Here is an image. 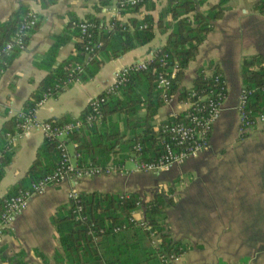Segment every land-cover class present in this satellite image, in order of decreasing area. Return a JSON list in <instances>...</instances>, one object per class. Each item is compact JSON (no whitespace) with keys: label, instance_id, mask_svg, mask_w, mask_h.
<instances>
[{"label":"crops","instance_id":"crops-1","mask_svg":"<svg viewBox=\"0 0 264 264\" xmlns=\"http://www.w3.org/2000/svg\"><path fill=\"white\" fill-rule=\"evenodd\" d=\"M259 1L227 0L222 5L221 17L210 22V31L178 83V90L189 89L197 72L206 78L216 72L225 83V98L211 128L208 147L164 172H135L125 167L124 173L66 180L47 187L42 194L32 196L22 213L0 233V264H7L3 259L15 257L25 264H54L52 257L57 243L50 220L59 208H67V194L72 191L136 194L141 201L162 192L170 200L163 211V228L171 239L188 244V250L169 264H264V154L235 153L241 141H257L258 148H264V143L260 144L264 141V123L240 136L236 111L242 89V60L258 56L264 67V16L255 9ZM217 2H196L195 12L205 15ZM165 5L166 0H147L132 11L115 15L109 0H57L46 9H41L34 0H0V23L19 9L30 11L37 18L25 48L16 52L9 65L0 71V127L21 113L24 102L49 71L67 60L80 59L76 22L96 20L106 24L114 18L127 23L148 17L153 38L146 45L105 62L93 78L72 81L55 97L46 98L33 111L38 122L77 118L91 99L111 85L118 69L149 61L164 46L169 33L163 25L171 22L170 17L161 16ZM57 38H63V42L56 49L53 63L45 65L47 51ZM187 107L175 93L157 110L153 126L183 114ZM115 119L113 116L112 120ZM42 146L43 137L34 129L15 139L0 179V200L26 176ZM67 150L71 148L68 146ZM249 162H253L251 167ZM236 167L243 172L237 189L232 178ZM155 175L162 176L161 181L147 179ZM132 215L136 221L142 220L141 203Z\"/></svg>","mask_w":264,"mask_h":264},{"label":"trees","instance_id":"trees-1","mask_svg":"<svg viewBox=\"0 0 264 264\" xmlns=\"http://www.w3.org/2000/svg\"><path fill=\"white\" fill-rule=\"evenodd\" d=\"M41 9H46L57 0H34ZM145 0L143 4L146 2ZM227 0H218L208 12L203 15L195 12L196 2L202 0H166L161 16L168 15L171 22H166L164 30L169 29L165 44L158 49L147 63L145 70L130 73L127 82L118 89L115 95L106 94L105 102L100 105V121L98 125L83 123L78 131L70 134L69 140L75 143L74 151L78 155L76 164L104 168L107 165L118 167L128 158L137 154L142 162L155 161L163 151L167 137L159 127L163 123L179 122L183 114L169 117L158 126H153L157 110L164 104L159 91L155 87V79L160 71L158 60L166 55V68L175 66L177 71L171 79L166 93L167 98L177 93L178 101L196 102L206 97L200 103L212 98L209 91L215 93L216 88L211 78L197 72L189 89H179L178 83L183 70L191 62L198 46L210 31V22L221 17L222 5ZM138 8L127 10L132 11ZM255 9L264 16V0H260ZM27 10L19 9L0 23V47L9 41L16 32L20 18ZM156 26L160 27L162 17ZM95 25L96 20H90ZM75 26V24H74ZM125 28H98L93 32L94 39L100 42V47L93 53H83L80 43L77 51L81 56L76 61L67 60L49 71L41 80L37 89L24 102L21 115H28L43 97H55L72 81L84 82L94 77L105 62L115 60L121 55L141 47L153 38V27L148 17L140 21L130 20L124 23ZM76 28V27H75ZM77 38H78V30ZM57 38L46 54V64L54 61L56 49L63 42ZM26 43V39H25ZM13 51L9 56L0 59V71L4 70L16 55ZM73 64L80 66L79 72H74L69 79L67 74ZM216 74V72H214ZM242 89L248 92L245 110L247 117L264 115V67L258 56L245 58L241 62ZM191 94H194L192 97ZM90 113L88 106L83 109L78 119L82 120ZM115 116L116 119L112 120ZM19 116L10 117L0 127V179L3 168L10 160V152L6 150L5 135L20 132L22 123ZM70 119H52L48 122L59 126ZM57 142L43 139V146L37 151L26 176L13 187V190L0 200L15 194L18 190L27 189L31 183L52 172L58 158ZM140 147L135 153V147ZM141 203L142 220L133 218V211ZM170 203L162 192L154 194L150 199L143 200L136 194L113 195L99 192L78 194L76 203L69 201L67 208L61 207L51 217V225L56 237V249L52 261L54 264H163L161 256L180 257L188 250V244L181 240H173L163 228L164 208ZM79 206L78 215L72 211ZM76 216L78 217L76 219ZM153 237L156 243H153ZM18 257L3 259L7 264H25Z\"/></svg>","mask_w":264,"mask_h":264},{"label":"built area","instance_id":"built-area-1","mask_svg":"<svg viewBox=\"0 0 264 264\" xmlns=\"http://www.w3.org/2000/svg\"><path fill=\"white\" fill-rule=\"evenodd\" d=\"M109 1L112 4L114 14L120 15L126 13L127 10L142 5L145 0ZM36 23L37 18L33 13L30 11L24 13L20 18L16 32L9 41L0 47V59L9 56L13 51H22L25 48V39L29 32L35 28ZM75 27L78 30L77 41L80 43L83 53L85 54L93 53L100 47V42L95 40L93 36V32L98 28L103 27L107 30L113 29L114 27H120L121 29L125 28L124 23L114 18H111L106 24L98 22L96 25L90 20H83L76 22ZM166 57V55H163L158 60L160 71L157 73L155 79V87L159 91L163 103H167L171 98H167L166 93L170 87L171 79L177 71L175 66L166 68ZM149 61L128 65L118 69L113 74V81L105 90V93L115 95L118 89L127 82L128 75L130 73L145 70ZM79 71L80 66L78 64H73L68 70V78L70 79L74 72ZM210 78L212 84L216 88L214 94L212 91H209V93L212 94V98L205 100V103H200V101H203L206 97L200 98L196 100V102L184 101L188 107L183 113V120L179 122L163 123L159 127L161 133L164 134L168 140L163 144L161 155L153 162H142L138 159V155L135 154L126 161L131 165L130 170L135 172H164L173 166L182 164L187 159L197 156L208 147V138L211 128L218 118L220 105L226 94L225 83L221 75L213 73ZM248 95V92L241 90L236 105L239 125L238 134L240 136H243L258 124L264 123V115L259 114L252 117V119L247 117L248 113L245 110V105ZM191 96L193 97L194 94H191ZM46 98L48 97H43L42 100L36 104L35 108L45 101ZM104 102L105 99L102 96L91 99L87 104L90 109V113L87 116L82 120L77 117L56 127H53L49 122L36 121L33 112L35 108L26 116L21 114L18 115L19 118L23 119L19 126L20 132L13 135H5L6 150L9 151L11 149L15 139L34 129L40 132L43 139H51L57 142L56 149L59 151V158L51 173L31 183L27 189L18 190L15 194L3 200L0 208V233L10 225L15 217L22 213L32 196L42 194L49 186L59 185L66 180H79L101 174L115 172L124 173L127 171L124 166L126 162L118 167H113L109 164L104 168L90 165L84 167L76 164L78 155L74 151L76 146L75 143L69 140L70 134L74 131H78L83 123L98 125L100 121L99 108ZM68 146L71 148V151L67 150ZM139 150L140 147L137 145L135 147V153H138ZM77 197L78 194L73 191L67 194L68 201H73L74 203H76ZM79 211V206H76L72 213L78 215ZM77 218L76 216V219ZM153 243H156L155 237H153ZM177 259L178 257H173L171 255L167 257L161 256L163 264L175 262Z\"/></svg>","mask_w":264,"mask_h":264},{"label":"rangeland","instance_id":"rangeland-1","mask_svg":"<svg viewBox=\"0 0 264 264\" xmlns=\"http://www.w3.org/2000/svg\"><path fill=\"white\" fill-rule=\"evenodd\" d=\"M243 142V141H241ZM240 142V145H238V147L236 148L235 150V153H238V154H247L246 156H253V155H259V154H264V148H258L257 144H255L257 141H245L243 143ZM264 143V141L260 142V144L262 145ZM245 165V164H244ZM249 165L250 167L253 165V162H249ZM125 167L126 168H131V165L126 162L125 163ZM235 171L233 173V180H234V186L235 188L237 189L240 185H241V169L240 167H236L234 168ZM250 175H252V173H249ZM255 176V175H254ZM254 176L251 177V180L252 181H255L256 179L254 178ZM153 178V181L156 183V182H159L161 181L162 179V176L160 175H155L151 178H147L148 180H151ZM152 182V180H151ZM159 184V183H158ZM160 186V184L158 185V187ZM145 199V198H143ZM210 228H213V227H210ZM217 228V227H215ZM155 260L152 259V262L154 264H156V262H154Z\"/></svg>","mask_w":264,"mask_h":264}]
</instances>
